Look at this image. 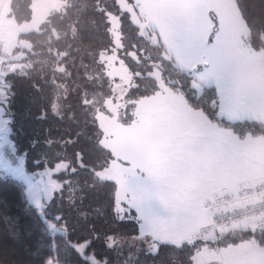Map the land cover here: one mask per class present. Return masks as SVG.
Segmentation results:
<instances>
[{
	"label": "trees",
	"instance_id": "1",
	"mask_svg": "<svg viewBox=\"0 0 264 264\" xmlns=\"http://www.w3.org/2000/svg\"><path fill=\"white\" fill-rule=\"evenodd\" d=\"M34 1L11 0L10 15L17 23L31 21ZM63 1V7L44 16L37 29L20 33L22 43L14 53L22 56L7 76L10 91H4L11 96L5 105L12 119L10 138L18 155L24 156L26 170L39 178L59 163L67 167L53 174L61 189L44 206V215L29 201L21 180L0 175V264H42L45 257L59 264H137V257L140 264H193L201 240L160 245L158 254L146 255L151 249L139 236L134 216L115 206L116 185L100 182L95 175L113 158L101 144L103 133L96 119L113 93L101 58L115 44L109 15L120 19L118 55L132 74L129 98L137 101L159 89L153 73L165 46L158 34L154 42L142 31L118 0ZM234 1L249 41L258 50L264 45V0ZM213 92L204 88L192 95L211 110ZM47 221L58 231L52 232Z\"/></svg>",
	"mask_w": 264,
	"mask_h": 264
},
{
	"label": "snow or ice",
	"instance_id": "2",
	"mask_svg": "<svg viewBox=\"0 0 264 264\" xmlns=\"http://www.w3.org/2000/svg\"><path fill=\"white\" fill-rule=\"evenodd\" d=\"M171 2L190 9V18L185 23L168 19L160 25L165 53L158 65L159 75L171 90L170 103L175 112L171 117L161 119L156 132L154 161L139 155L125 156L128 167L113 165L111 169L95 173L100 182L116 185L114 202L119 212L134 213L138 234L147 249H151L146 255H156L158 246L172 243L163 235V229L175 223L182 211L195 208L207 212L209 201L216 204L218 196L222 198L238 190L223 181L209 186L193 183L191 186L197 195L189 205L178 194L175 182L181 171L198 176L200 168L207 166L206 154L214 149L227 148L234 155L255 150L264 155V45L257 50L243 35L236 34L232 0ZM177 69L179 73L175 72ZM6 88L10 91L11 84ZM204 88L214 89L211 110L201 107L192 95L193 91ZM10 102L11 96L0 88V147L11 146L8 135L12 131V119L6 118L5 108ZM186 120L193 121L190 138H186L189 134L180 131ZM237 129L241 130L240 134ZM185 152L187 159L182 155ZM0 164L18 176H24L21 168H13L12 162L2 156ZM66 167L60 163L55 169ZM43 175L49 177L44 189L46 195L61 189V183L51 179L52 171ZM259 185H264V174L258 176L252 186ZM29 196L37 209L44 207L32 194L31 187ZM260 236L264 238V230ZM107 247L111 249L113 245L109 243ZM42 264L58 262L45 257ZM95 264L110 262L99 260ZM137 264H140L139 257Z\"/></svg>",
	"mask_w": 264,
	"mask_h": 264
},
{
	"label": "rangeland",
	"instance_id": "3",
	"mask_svg": "<svg viewBox=\"0 0 264 264\" xmlns=\"http://www.w3.org/2000/svg\"><path fill=\"white\" fill-rule=\"evenodd\" d=\"M118 3L123 10L130 14L133 22L137 24L142 31L146 34L149 32V35L153 37L152 39L154 42H157L156 34H158L162 40L160 25L163 21L175 19L178 22L185 23L190 18V9L179 3H172L171 0H118ZM232 3L235 5L233 20L236 34L243 35L244 39L249 41L246 23L243 20L234 0H232ZM36 4V8L38 10H35L34 17H32L31 21L23 25L21 28L30 30L37 29L43 21L44 15H48L51 11L60 10L64 5V1L40 0L37 1ZM41 4L47 7V10L43 11L44 13L42 15L39 11ZM109 16V20L111 22V33L115 44L112 51L103 53L101 58L106 65V73L112 81L113 93L105 101V107L97 111L96 119L103 133L101 144L111 151L113 158L107 166H104L99 171L111 169L113 168V165H115L116 168H119L120 166L128 167L129 165H121L122 159L126 160L124 158L125 156L139 155L142 158L149 159L155 157L154 148L150 147L151 143L148 141L147 137H140L143 129L145 128L144 130H146L147 128V123L144 120V117H142V115L147 116L146 112L139 115L141 111L140 108H142V105L139 102L141 98L136 101L127 96V92L132 85V74L127 65L118 55L120 46L122 45L120 19L118 16L113 14H110ZM150 29L153 31L150 32ZM14 61V59L11 60V69ZM153 75L158 80L159 89L157 91L167 90V85L165 84L163 78L159 75V68L155 69ZM202 91L203 89L197 92L201 93ZM152 106L155 107L156 102H153ZM135 117L138 118L135 119ZM6 118L9 117L6 116ZM8 140L10 141L11 146L4 144L0 147V156L10 160L13 168H21L24 176L22 177L16 175L10 169H6L2 164H0V175L10 174L21 180L25 184L29 201L35 206L32 198L29 196V189L31 187L32 194L45 206L53 197L54 192L49 195L45 194L44 189L49 177L43 175V173L46 171H52L54 174L64 168L59 170H56L55 168L44 170L39 178H35L26 170L25 158L22 155H18L16 152L14 143L10 138V133L8 135ZM25 177L27 179H25ZM51 179L59 183L53 178V175L51 176ZM29 181L31 184H29ZM122 207L126 206L122 205ZM43 208L39 209L42 215H44ZM121 213L124 214L127 212ZM132 215L134 216V213H132ZM47 223L48 226L51 225L49 228L52 232L58 231V228L54 223L50 221H47ZM202 227L184 228L172 226L165 228L166 230L163 229V235L166 238L171 239L174 244H182L184 241H186L184 243L190 244L197 239H210V244L203 242L196 250L193 256V264H231V261H233L232 257L237 256V253L259 251L262 247H264V245L260 242L259 237H241V235H237L239 237L231 235L230 237H227L219 246L218 243L226 236L216 242V233L210 223L205 221ZM214 238L215 241H213ZM218 252L220 254H218ZM248 257L250 258L247 264H264V258H258L255 254L253 256L248 255ZM52 260L57 262L54 259Z\"/></svg>",
	"mask_w": 264,
	"mask_h": 264
},
{
	"label": "crops",
	"instance_id": "4",
	"mask_svg": "<svg viewBox=\"0 0 264 264\" xmlns=\"http://www.w3.org/2000/svg\"><path fill=\"white\" fill-rule=\"evenodd\" d=\"M40 0H35L33 2V17L36 8V2ZM235 2V1H234ZM47 7L44 5H40V14L42 15ZM38 10V9H37ZM11 11V0H0V51L3 52L4 55L9 57L11 60H17L22 55L15 54L14 49L15 47L19 46L22 43L19 40V35L22 32L29 31L30 29H23L21 28L23 25L27 24L28 22H24L19 24L15 21V19L10 15ZM39 13V12H38ZM45 14L44 16H46ZM248 30V28H247ZM249 35V31H248ZM169 90V91H168ZM170 93L171 90L167 89L165 91L159 90L156 93L145 96L141 98L139 101L142 105L140 108V114L146 112L147 116H143L144 120L146 121V130L143 129L140 137H147L148 141L151 143L150 147L154 148V145L157 140L156 132L159 128L161 123V119L165 117H171L174 112L175 108L172 103H170ZM138 102V103H139ZM153 102H156V106L153 107ZM148 106V107H146ZM151 112L149 116L148 113ZM138 115V116H139ZM138 117H135V119ZM180 131L189 134L193 132V121L186 120L184 122L183 128ZM146 135V136H144ZM186 159L188 158L187 152L182 154ZM155 157H152L154 161ZM149 160V158H143ZM206 167L200 168V174L196 177H193L190 172L188 171H181L175 178V182L178 185V194L182 199H184L189 205L194 202V199L197 195L196 191L192 188L193 183L200 184L202 186H209L214 184L217 181H223L226 183L231 184L237 191L233 193L227 194L223 196V198H227L229 202L236 203L241 200V190L244 186L252 185L255 182V179L264 174V155H261L259 152L255 150H251L246 154L242 155H234L231 150L225 148L224 150H217L214 149L206 154ZM121 165H129V162L122 159ZM219 197V196H218ZM217 197V198H218ZM209 204V211L207 212H200L195 208H190L188 211H182L178 218L176 219L175 223L168 224L165 228H169L172 226L177 227H202L203 223L206 221L210 223V215L211 210L214 204L208 202ZM211 225V224H210ZM164 228V229H165ZM203 228V227H202ZM166 230V229H165ZM260 232L254 231L252 228L246 227L244 229L236 228L235 230L229 232L224 239H222L218 244L219 246L223 241L230 237L231 235L235 237H258L257 234ZM239 235V236H237ZM201 240L203 242H207L210 244V239ZM195 240V241H197ZM194 241V242H195ZM215 241V238L214 240ZM186 242V241H184ZM182 244H185V243ZM174 244V243H172ZM182 244H175V245H182ZM189 244V243H188ZM218 254H220L218 252ZM257 255L258 258H264V247H262L259 251L254 252H242L237 253V256H233V261L231 264H247L249 262V256ZM229 258V257H228ZM238 258V259H236ZM253 258V257H252Z\"/></svg>",
	"mask_w": 264,
	"mask_h": 264
},
{
	"label": "built area",
	"instance_id": "5",
	"mask_svg": "<svg viewBox=\"0 0 264 264\" xmlns=\"http://www.w3.org/2000/svg\"><path fill=\"white\" fill-rule=\"evenodd\" d=\"M11 71V60L0 51V88L5 89L7 76ZM253 185V184H252ZM247 185L241 190V200L232 203L218 197L214 204L210 224L216 233V242L236 228L264 230V185Z\"/></svg>",
	"mask_w": 264,
	"mask_h": 264
}]
</instances>
